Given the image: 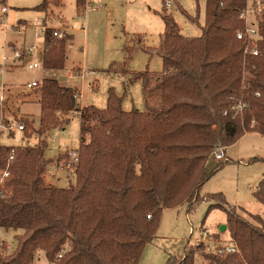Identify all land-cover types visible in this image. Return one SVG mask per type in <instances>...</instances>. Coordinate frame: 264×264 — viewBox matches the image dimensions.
<instances>
[{
  "label": "trees",
  "instance_id": "1",
  "mask_svg": "<svg viewBox=\"0 0 264 264\" xmlns=\"http://www.w3.org/2000/svg\"><path fill=\"white\" fill-rule=\"evenodd\" d=\"M50 1L35 9L47 12ZM204 1L205 25L199 37L183 36L174 17L166 9L162 12L165 29L154 52L163 62V72L155 79L157 106L145 95V112L125 111L123 98L110 89L105 109H80L79 90L55 79L36 87L40 127L24 121L27 135L43 137L68 124L71 115L80 118L75 183L66 188L46 184L53 163L46 157V139L35 147H1L0 166L10 175L0 182V227L22 234L15 236L12 254L4 256L0 245V264H35L41 256L46 264H140L164 210L184 205L192 210L202 186L224 164L206 173L215 148L226 150L249 133L264 136V6L258 15L260 55L254 56L236 36L244 27L240 16L247 1ZM76 2L81 10L84 0ZM71 38L57 39L46 30L44 69L65 68ZM108 72L129 71L126 64H113ZM149 77V72L137 73L130 83L143 80L146 93ZM8 100L0 105V119ZM253 195L264 205V177ZM207 199L215 202L209 213L226 212L227 232L239 253H220L222 247L212 250L201 242L167 264H197V257L202 264H264V220L226 207L221 195Z\"/></svg>",
  "mask_w": 264,
  "mask_h": 264
},
{
  "label": "rangeland",
  "instance_id": "2",
  "mask_svg": "<svg viewBox=\"0 0 264 264\" xmlns=\"http://www.w3.org/2000/svg\"><path fill=\"white\" fill-rule=\"evenodd\" d=\"M43 1L7 0L0 4V20L8 26L0 33V67L6 66L5 72L0 73V105H4L2 96L4 101L9 99L1 123L34 121L35 129H39L41 107L37 102V90L36 87L28 88L27 84L38 81L40 87L43 80L52 78L64 87L79 90L80 109L90 106L105 109L109 90L113 89L123 98L125 111L145 112V95L151 106H157L159 102L155 79L163 72V62L154 52L160 46L165 29L162 12L166 9L174 17L185 37H199L205 25L204 0H171L170 8L165 7L167 0H91L92 4H101L98 11L87 10L88 0H84L81 10L77 8L76 0H51L47 12H39L35 8ZM4 6H7V13L2 12ZM22 24H25L24 29L19 28ZM41 24L63 38L72 36L67 40V60L63 70L46 72L41 65L44 49V34L42 27H38ZM32 47H36L34 54L26 56L20 63L4 62L5 57L14 55L15 49ZM34 62H39L40 66L29 68ZM113 64H126L128 74L109 73ZM83 71L87 73L86 79L79 78ZM71 72L72 79L68 76ZM143 72L150 75L146 93L143 80L130 83L134 74ZM69 119L68 124L52 129L43 137L36 132L27 135L25 131L10 137L5 135V143L21 148L35 147L46 139V157L53 159V163L48 166L45 181L59 188L75 183L76 162L72 154L79 152L81 121L76 114ZM12 137L16 139L12 140ZM217 163L210 158L206 166L208 175ZM221 163L224 164L200 189L201 199L192 210L190 205L164 210L157 236L145 247L140 264H167L170 257L181 258L187 247L206 243V239H219V244L229 241L227 230L221 233V227L227 225L226 212L221 209L208 212L215 203L208 201L207 197L211 195H221L226 207H235L242 215L247 216L244 212L247 211L264 220V205L253 195L264 177V136L246 134L226 148L225 161ZM17 234L22 231L0 227L4 256L15 249ZM219 244L209 241V249L213 250ZM196 262L202 264L203 261L197 257ZM35 264H46L44 256Z\"/></svg>",
  "mask_w": 264,
  "mask_h": 264
},
{
  "label": "built area",
  "instance_id": "3",
  "mask_svg": "<svg viewBox=\"0 0 264 264\" xmlns=\"http://www.w3.org/2000/svg\"><path fill=\"white\" fill-rule=\"evenodd\" d=\"M91 0H88V6L87 10H94L98 11L101 9V4L95 5L90 2ZM247 6L244 9V11L241 13L240 19L244 22V27L237 30L236 36L238 40L244 41L247 44V50L246 52H249L250 54H253L254 56L260 55V50L257 47L258 40H259V30H258V15L263 9L264 6V0H246ZM166 6L171 7L172 2L171 0L166 1ZM7 7H3L2 12L7 13ZM40 25V24H39ZM42 32L45 34L47 28L41 24ZM8 28L7 24H5L2 20H0V33H2L4 30ZM54 35L59 38H63V35L59 34L58 32H55ZM36 47H32L29 49H16L14 51V55L12 57H5L4 62H8L9 60L13 61V64L20 63L21 60L26 58L28 55H32L35 52ZM5 63H3L4 65ZM40 64L38 62H34L29 65V68H38ZM6 66L0 67V73L5 72ZM87 73L82 72V74L79 76L81 79H86ZM71 78H74V75L72 74ZM28 88L32 89L35 87H38L39 84L37 82H33L31 84L27 85ZM5 91V88L4 90ZM1 101H4V97H1ZM25 131V125L24 123H16V122H7V123H0V140L3 138V136L7 135L10 137L11 135H15L19 132ZM3 145H0V149ZM225 155L226 150L222 146H218L215 148V150L212 153V157L216 160V162H224L225 161ZM14 154L12 153L9 158V163L13 160ZM73 161L78 163L79 161V153L72 154ZM0 164H1V151H0ZM8 170H2L0 166V182H3L4 179L9 177ZM150 217V216H149ZM206 236V234H205ZM219 252H227V253H239V248L236 244L233 242L223 246L221 249H219ZM64 251L61 252L58 256V259H61L63 257Z\"/></svg>",
  "mask_w": 264,
  "mask_h": 264
},
{
  "label": "crops",
  "instance_id": "4",
  "mask_svg": "<svg viewBox=\"0 0 264 264\" xmlns=\"http://www.w3.org/2000/svg\"><path fill=\"white\" fill-rule=\"evenodd\" d=\"M5 7V6H4ZM7 7V6H6ZM3 9V8H2ZM19 28H25V24H22V25H20L19 26ZM16 50V49H15ZM66 55H67V51H66ZM25 59V58H24ZM23 59V60H24ZM39 63V62H38ZM40 64V63H39ZM58 71H60V70H58ZM58 71H54V72H58ZM46 72H52V71H50V70H46ZM69 78H71V76H72V72L71 73H69ZM53 79V78H52ZM72 79V78H71ZM56 80V79H55ZM34 82H37L38 84H40L38 81H34ZM33 83V82H32ZM29 84H31V83H29ZM60 84V83H59ZM28 85V84H27ZM61 86H64V85H62V84H60ZM8 137V136H7ZM5 138H6V136H3V138L0 140V145H5V146H11V147H16V146H20V145H14V144H8V143H5ZM12 140H14V139H16V137H12L11 138ZM10 140V139H9ZM79 151V150H78ZM77 153H79V152H77ZM222 240H223V238H222ZM210 241V243H215V244H219V243H221V240H219V239H216V238H214V239H210L209 240ZM209 241L206 239L205 240V242L208 244V246H209ZM222 243L223 244H219V245H216L215 246V248H217V247H223V246H225V245H228V244H230V243H232V241H231V239L229 238V241H225V243H224V241H222Z\"/></svg>",
  "mask_w": 264,
  "mask_h": 264
},
{
  "label": "water",
  "instance_id": "5",
  "mask_svg": "<svg viewBox=\"0 0 264 264\" xmlns=\"http://www.w3.org/2000/svg\"><path fill=\"white\" fill-rule=\"evenodd\" d=\"M227 230V225L221 227V233H224Z\"/></svg>",
  "mask_w": 264,
  "mask_h": 264
}]
</instances>
